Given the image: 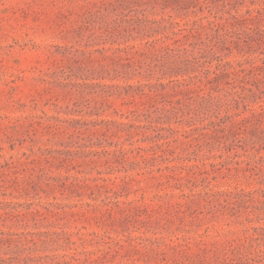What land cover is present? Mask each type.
Returning a JSON list of instances; mask_svg holds the SVG:
<instances>
[{
    "label": "rangeland",
    "instance_id": "obj_1",
    "mask_svg": "<svg viewBox=\"0 0 264 264\" xmlns=\"http://www.w3.org/2000/svg\"><path fill=\"white\" fill-rule=\"evenodd\" d=\"M0 264H264V0H0Z\"/></svg>",
    "mask_w": 264,
    "mask_h": 264
},
{
    "label": "trees",
    "instance_id": "obj_2",
    "mask_svg": "<svg viewBox=\"0 0 264 264\" xmlns=\"http://www.w3.org/2000/svg\"><path fill=\"white\" fill-rule=\"evenodd\" d=\"M225 3V2H223ZM226 4V3H225ZM234 17L236 18V20H241L242 17H245V16H238V15H234ZM246 19V17H245ZM180 58H177L179 60V62L182 63V65H186L187 67L188 66H192V67H195L196 66V63H197V60H198V57L197 56H193V57H183L182 55L178 56ZM235 60H238L237 62H240L239 59H235ZM232 60H221L219 62L216 63V68H215V71L217 73V76H221L222 74H225L227 71V67L228 66H233L232 64ZM231 94H233L234 96V103L236 104H240L241 102L244 101V98H243V94L241 91L239 90H235L233 92H231Z\"/></svg>",
    "mask_w": 264,
    "mask_h": 264
}]
</instances>
